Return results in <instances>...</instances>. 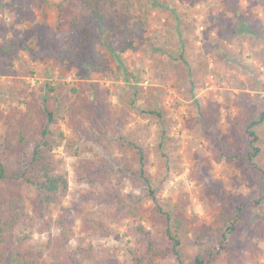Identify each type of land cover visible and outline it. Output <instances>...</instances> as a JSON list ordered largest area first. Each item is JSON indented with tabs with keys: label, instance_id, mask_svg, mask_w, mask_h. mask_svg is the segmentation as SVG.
<instances>
[{
	"label": "rangeland",
	"instance_id": "rangeland-1",
	"mask_svg": "<svg viewBox=\"0 0 264 264\" xmlns=\"http://www.w3.org/2000/svg\"><path fill=\"white\" fill-rule=\"evenodd\" d=\"M242 1H248L259 13L251 15L252 9L243 12ZM143 2L148 15L147 26L140 31L131 27L138 19L136 11L141 5L134 0L132 14L121 10L111 14L104 36L107 38L114 33L112 44L123 58V69L105 47L99 50L104 63L91 68L80 61L82 52H77L66 41L67 35L73 36L69 33L71 22L80 14L75 0H0V46L5 47L1 49L4 53L1 63L8 74L0 76V90L4 93L0 96V150L9 114L24 110L33 97L39 100L47 97L66 135V140L54 153L70 181V192L63 207L72 212L76 237L68 253L86 251L83 256L78 253L73 260L68 253L52 256L46 252L42 264H131L130 252L145 245V241L128 232L127 226L133 220L126 218L125 211L117 215L114 206L82 199L87 186L76 180L74 150L80 148L83 158L108 161L114 167L123 157L116 146L105 151L91 140L74 137L66 107L58 94L73 101L78 97L71 94L70 89L78 88L82 96L87 95L84 74L102 89H108L110 109L129 112V123L120 134L144 139L143 146L149 157L146 170L164 179L158 193L159 203L185 204L186 217L199 226L212 224L217 215L215 207L221 204L249 203L264 196V161L260 169L238 161L218 163L216 158L221 148L213 140L220 134L222 139L230 140L234 151L243 147L246 129L239 118L247 110L238 104L242 94L251 96L253 106L264 108V38L253 37L245 28L246 20L248 27L257 24L264 28V0ZM18 9L26 16L18 18ZM123 18L130 25L126 34L119 28ZM234 30L239 34L235 35ZM177 53H182L189 62L193 85L184 63L171 58ZM135 86L154 92L166 109L163 139V128L140 115L143 101L137 102L135 109L120 102L121 96H132ZM209 101L220 105L222 117L205 134L199 122V107L206 108ZM161 143L170 152L161 149ZM196 173L205 177L207 187L194 177ZM123 189L125 193L141 195V190L130 181ZM29 193L34 195L35 190ZM153 205L150 201L143 203L139 223L149 225ZM53 211L57 216L60 208L54 206ZM87 217L101 221L102 228L84 226ZM258 223L262 225L259 236L254 231ZM37 229V225L34 230L28 228L34 232L30 245L41 248L49 234H39ZM58 232V229L53 230V234ZM233 242L239 249L238 256L225 255L216 264H264V203L246 212ZM197 251L190 247L183 251V256L189 257ZM160 264L178 263L172 259Z\"/></svg>",
	"mask_w": 264,
	"mask_h": 264
},
{
	"label": "trees",
	"instance_id": "trees-1",
	"mask_svg": "<svg viewBox=\"0 0 264 264\" xmlns=\"http://www.w3.org/2000/svg\"><path fill=\"white\" fill-rule=\"evenodd\" d=\"M75 1L80 6V14L71 22L69 33L73 36L67 35L66 41L77 52H82L80 61L91 68L98 67L101 62L104 63L99 50L105 47L124 69L123 58L112 44L114 33L107 38L104 36L110 24L111 14L119 10L132 14L131 6L134 0ZM137 1L141 3L136 11L138 19L131 23V27L140 31L143 26L148 25V15L143 7L144 0ZM24 16L26 15L18 9L17 17ZM119 28L126 34L130 25L123 18ZM247 30L252 32L255 38H264V28L260 25L252 24ZM238 32L233 31L235 35H238ZM3 48L5 49L1 45L0 76L8 75L7 69L1 63ZM171 58L184 63L188 70V79L193 85V70L184 55L177 53L176 56L171 55ZM84 77L87 95L82 96L78 88L70 89V93L78 97L73 101L65 99L62 93L58 94V99L60 98L66 107L74 137L79 140H91L105 151L116 146L123 157L115 162L114 167L108 161L97 162L83 158L81 149L77 148L72 154L76 158V180L87 186V190L81 194L86 202L107 203L116 207L115 214L125 211L126 218L133 220L127 226L128 232L145 241V245L130 252L131 264H160L172 259L178 264H216L225 255L234 258L238 256L239 249L233 242L234 234L244 222L246 212L263 205L264 196L249 203L243 201L229 205L221 204L215 207L217 215L214 222L199 226L195 225L196 221H189L186 217L185 204L159 203L158 193L164 179L147 172L149 157L146 147L143 146L144 139L132 134L127 137L120 134V130H125L129 123V112L125 109H110L108 89H102L85 74ZM126 82L129 84L128 79ZM132 90V96H121L120 102L130 109H135L137 102L143 101L144 107L139 110L140 115L144 119L156 121L163 128V139L167 112L159 103L160 99L154 92H146L143 86L132 87ZM3 94L0 90V96ZM48 103L47 97L42 100L33 97L26 103L24 110L10 113L5 121L6 129L0 150V264H42L46 252L52 256L66 255L70 243L76 237L72 212L63 207V201L70 192V181L54 153L66 140V135L58 125L56 111L50 109ZM238 104L240 108L247 110L239 118L246 129L243 147L234 151L230 140L222 139L220 134L215 135L213 140L221 148L216 161H238L260 169L264 161V108L253 106L254 102L248 93L240 96ZM221 117V107L215 101H209L206 108L199 107V122L205 134L208 129L217 125ZM160 147L165 152H170L163 143ZM164 156L169 157L167 154ZM196 174L198 175L194 177L207 187L205 177ZM127 181L140 189L141 195L125 193L123 186ZM32 189L35 190L34 195L29 193ZM148 201L154 204L149 225L137 221L143 203ZM54 206L60 208L57 216L54 215ZM87 218L84 220V226L91 229L102 228L101 221ZM35 225L38 226L39 234H49L44 247L36 248L30 245L34 232L28 228L34 230ZM261 228V223L255 226L256 235H261ZM54 229L59 232L53 234ZM190 247L198 251L185 258L183 251ZM78 253L83 256L86 251L79 249ZM78 253L68 254L73 260Z\"/></svg>",
	"mask_w": 264,
	"mask_h": 264
},
{
	"label": "crops",
	"instance_id": "crops-1",
	"mask_svg": "<svg viewBox=\"0 0 264 264\" xmlns=\"http://www.w3.org/2000/svg\"><path fill=\"white\" fill-rule=\"evenodd\" d=\"M250 9H252V11L250 12V14L252 15V14H257V13H259L256 9L257 8H255V7H253V6H250L249 5V3H248V1H242V10H243V12L245 11V13L246 12H248L247 10H250ZM248 14V13H247ZM260 16H262V14L260 15ZM257 20H261V19H257ZM263 21H264V19H262ZM245 23H246V26H245V28H248V23H249V21H245Z\"/></svg>",
	"mask_w": 264,
	"mask_h": 264
}]
</instances>
